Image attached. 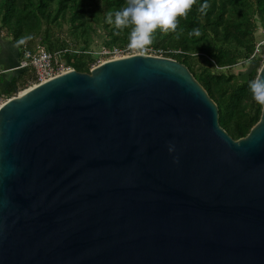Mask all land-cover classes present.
I'll list each match as a JSON object with an SVG mask.
<instances>
[{"label": "water", "instance_id": "95a60500", "mask_svg": "<svg viewBox=\"0 0 264 264\" xmlns=\"http://www.w3.org/2000/svg\"><path fill=\"white\" fill-rule=\"evenodd\" d=\"M0 264H264V104L234 140L184 64L141 53L15 93Z\"/></svg>", "mask_w": 264, "mask_h": 264}, {"label": "trees", "instance_id": "16d2710c", "mask_svg": "<svg viewBox=\"0 0 264 264\" xmlns=\"http://www.w3.org/2000/svg\"><path fill=\"white\" fill-rule=\"evenodd\" d=\"M126 2L0 0V30L7 32L8 42L14 46L15 60L10 67L0 69V95L10 99L34 79L30 69L13 70L21 63L24 49L42 45L50 52H60L66 65L81 73H89L97 60L93 53L96 39L102 49H124L131 27L117 29L109 14L114 20V13ZM203 3L196 0L188 14L179 18L175 31L157 29L147 48L180 52L164 57L189 69L217 105L220 127L238 140L249 133L261 115V104L253 99L247 82L256 78L261 67L255 51L257 30L264 31V0H208L207 9L201 11ZM64 26L66 31L61 34ZM194 28L199 29V35L193 33ZM249 61L256 66L242 77L229 71Z\"/></svg>", "mask_w": 264, "mask_h": 264}, {"label": "clouds", "instance_id": "9594fccd", "mask_svg": "<svg viewBox=\"0 0 264 264\" xmlns=\"http://www.w3.org/2000/svg\"><path fill=\"white\" fill-rule=\"evenodd\" d=\"M196 0H127L125 6L113 14L109 20L113 21L117 29L131 27L128 47L131 49H145L153 43L154 33L161 31H175L179 18L186 16ZM208 7V0H204L200 10ZM193 33L199 35V29L194 28ZM248 88L253 99L264 104V75L250 79ZM168 151H176L175 143L169 142ZM179 158L174 157V162Z\"/></svg>", "mask_w": 264, "mask_h": 264}, {"label": "built area", "instance_id": "2783aa9c", "mask_svg": "<svg viewBox=\"0 0 264 264\" xmlns=\"http://www.w3.org/2000/svg\"><path fill=\"white\" fill-rule=\"evenodd\" d=\"M143 50L147 51L149 55L154 54L152 56H158V57H164V55L167 54L176 55L180 53L179 51H172V50L165 52L158 50L154 52L148 48H145ZM259 50H261L260 53ZM139 53L140 52H138L137 54ZM102 54L105 57H110V59L124 57L122 56L123 50H118V49H114L112 51L103 49ZM255 54L260 56L261 62H264V40L261 41L259 44H257ZM253 57L254 55L252 56V58ZM19 69H30L34 74V79L32 80V83L28 88L44 83L48 80L57 77L62 73L71 70V68L68 67L66 63L62 60L60 52H50L42 45H37L36 47H34V49H24L21 63L13 70H19ZM7 100L8 99H5L3 96L0 95V105Z\"/></svg>", "mask_w": 264, "mask_h": 264}, {"label": "rangeland", "instance_id": "374dc122", "mask_svg": "<svg viewBox=\"0 0 264 264\" xmlns=\"http://www.w3.org/2000/svg\"><path fill=\"white\" fill-rule=\"evenodd\" d=\"M66 31V27L64 26L63 27V31L61 34H63L64 32ZM65 38L67 35H64ZM256 38H257V41H258V44L264 40V31L261 30V29H258L257 30V33H256ZM0 41L3 42V41H10L9 40V36L7 35V32L6 31H2L0 30ZM36 43L39 44L40 41L37 39L36 40ZM94 48H93V53L97 56V60L96 62L91 66V69L99 64H101L102 62H105L107 60L110 59V57H105L102 52H103V49H102V45L100 44V40L96 39L94 41ZM148 49H151V48H148ZM123 50V55L122 56H127V55H132V54H137L138 52L140 53H144V54H148L147 51L145 50H137V49H131L128 47V45L122 49ZM152 51L156 52L155 50L151 49ZM150 55H154V54H150ZM263 64V62H261L260 66ZM256 66V63L254 61H249V62H246L244 65H238V66H235L231 69H229L230 72L234 73V74H237L239 76H243L244 74L247 73V71L249 69H253L254 67ZM259 66V67H260ZM90 69V70H91ZM32 83V80H30L29 82L25 83L24 84V88L21 89L20 91H23V90H26L28 89V87L31 85Z\"/></svg>", "mask_w": 264, "mask_h": 264}, {"label": "crops", "instance_id": "0c3cea01", "mask_svg": "<svg viewBox=\"0 0 264 264\" xmlns=\"http://www.w3.org/2000/svg\"><path fill=\"white\" fill-rule=\"evenodd\" d=\"M12 53L14 54V46L10 45L8 41H0V69L8 68L11 63H14L15 60L12 57ZM1 64L3 66H1Z\"/></svg>", "mask_w": 264, "mask_h": 264}]
</instances>
